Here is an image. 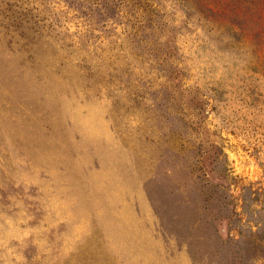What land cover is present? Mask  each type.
<instances>
[{
  "label": "rangeland",
  "instance_id": "obj_1",
  "mask_svg": "<svg viewBox=\"0 0 264 264\" xmlns=\"http://www.w3.org/2000/svg\"><path fill=\"white\" fill-rule=\"evenodd\" d=\"M247 1L0 0V263L264 264Z\"/></svg>",
  "mask_w": 264,
  "mask_h": 264
},
{
  "label": "trees",
  "instance_id": "obj_2",
  "mask_svg": "<svg viewBox=\"0 0 264 264\" xmlns=\"http://www.w3.org/2000/svg\"><path fill=\"white\" fill-rule=\"evenodd\" d=\"M231 1H232V2H235V3H236V2H238V3L240 2V0H231ZM251 1L254 2L255 0H251ZM251 1H247V3L251 2ZM241 3H242V2H241ZM243 3H244V1H243ZM245 3H246V2H245ZM245 3H244V4H245Z\"/></svg>",
  "mask_w": 264,
  "mask_h": 264
},
{
  "label": "crops",
  "instance_id": "obj_3",
  "mask_svg": "<svg viewBox=\"0 0 264 264\" xmlns=\"http://www.w3.org/2000/svg\"><path fill=\"white\" fill-rule=\"evenodd\" d=\"M0 264H6V263H0Z\"/></svg>",
  "mask_w": 264,
  "mask_h": 264
}]
</instances>
